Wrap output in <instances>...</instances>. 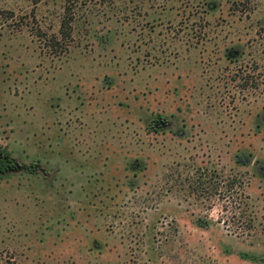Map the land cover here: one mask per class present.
I'll return each instance as SVG.
<instances>
[{
  "label": "rangeland",
  "instance_id": "rangeland-1",
  "mask_svg": "<svg viewBox=\"0 0 264 264\" xmlns=\"http://www.w3.org/2000/svg\"><path fill=\"white\" fill-rule=\"evenodd\" d=\"M62 5L0 0V264H264V0Z\"/></svg>",
  "mask_w": 264,
  "mask_h": 264
},
{
  "label": "trees",
  "instance_id": "trees-1",
  "mask_svg": "<svg viewBox=\"0 0 264 264\" xmlns=\"http://www.w3.org/2000/svg\"><path fill=\"white\" fill-rule=\"evenodd\" d=\"M75 1L76 0H62L64 13H67L71 10V5ZM64 28L65 20L62 19L59 22L58 29L63 33ZM54 42L56 43V40L55 36L52 34L49 36V38H47L46 45L52 46ZM19 170H25L27 172H36L40 170L45 172V169L42 168L38 160L24 162L20 158L12 155V153L5 146L0 145V178Z\"/></svg>",
  "mask_w": 264,
  "mask_h": 264
}]
</instances>
